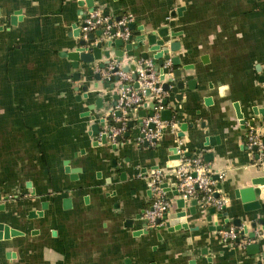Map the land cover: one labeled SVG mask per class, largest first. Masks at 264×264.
Listing matches in <instances>:
<instances>
[{
    "label": "crops",
    "instance_id": "obj_1",
    "mask_svg": "<svg viewBox=\"0 0 264 264\" xmlns=\"http://www.w3.org/2000/svg\"><path fill=\"white\" fill-rule=\"evenodd\" d=\"M96 1L95 10L106 8L107 18L131 14L134 28L129 34L163 27L179 33L167 37V44L180 42V49L170 52L180 57V64L171 69L186 64L195 68L182 70L183 89L172 85L161 95L169 99L165 108L173 110L170 122L178 130L175 135L167 127L155 144L144 145L139 136L132 137L141 133L134 125L128 138L116 142V149L113 137L102 143L98 135L88 134L108 113L110 92L100 83L94 88L97 62L73 68L59 55L75 43L72 26H80L79 11L87 8L77 0H0V221L23 233L0 242V264H264V232L257 221L264 218V205L245 212L234 196L235 189L263 173L244 142L249 127L264 136V116L252 110L264 109V82L259 80L264 76V0ZM178 7L180 15H171ZM13 12L20 14L10 24ZM203 55L208 63L201 61ZM76 71L79 80L73 78ZM191 79L195 89L186 85ZM121 82H115L112 93ZM176 94L182 100L177 101ZM98 97L103 98L104 114L88 109ZM205 97L211 98L209 104ZM235 102L246 120L244 127ZM183 123L186 129L178 136ZM210 137L213 144L205 145ZM177 141L184 153L202 154L204 161V155L212 153L206 162L222 173L219 194L227 199V215L218 224L227 218L226 229H237L231 221L239 218V243L224 242L218 232L209 231L206 209L199 204L197 214L189 215L192 199L181 208L189 229L160 230L161 239L156 230L133 234L142 230L143 219L136 216L154 200V193L149 199L146 191L155 172L167 183L170 202L176 198L171 193L176 179L169 168L177 159L169 157ZM66 165L81 171L71 176ZM66 198L71 204L64 206ZM42 202L47 203L44 210ZM31 211L43 215L29 218ZM126 219H133L132 227L124 225ZM243 226L257 233L253 240L243 234ZM252 242L260 244L253 257L245 249ZM5 252L14 257L7 259Z\"/></svg>",
    "mask_w": 264,
    "mask_h": 264
},
{
    "label": "water",
    "instance_id": "obj_2",
    "mask_svg": "<svg viewBox=\"0 0 264 264\" xmlns=\"http://www.w3.org/2000/svg\"><path fill=\"white\" fill-rule=\"evenodd\" d=\"M77 4L82 8L86 7L87 11L84 13L82 9H80L79 14L82 19L80 26L74 24L72 27L76 30H73L72 35L75 37L76 41L71 47L70 50H64L59 53V55L66 57L71 62V66L73 68H78L79 63L83 62L85 64L96 63V67L99 69L98 72L93 74V78L95 79L96 83H94V88L98 86L100 83L101 87L105 89L107 92H110L109 99L107 100V109L108 113L104 114L103 108V98L98 97L93 104H90L88 109L89 110H99L102 109L100 113L102 115L97 123H94L90 126V131L88 134L98 135L100 141L102 143H106L107 138L112 135L114 129H121L125 128L121 134H117L114 136L115 143L112 144V149H116V142H122L123 138H128L130 136L129 130L135 126L141 127L143 125V119L145 117L152 116L154 114L155 108L158 107V104L151 101V102H143L142 108H137L134 110V105L126 106L124 102H121V93L128 87L137 89L138 88V71L137 66L139 61H150L153 65V70L155 74L158 76V82L155 84V87H160L163 92H169L172 89V85L176 89H183L185 83L182 81V70H190L195 68L194 64H186L182 67H178L175 69H171V66H179L180 64V57L179 56H171L170 52H175L180 49V42L173 41L167 44L168 39L167 37L170 36H177L179 33H169L166 27L159 29L158 31H144L139 32L137 34H128L126 37L122 36H115L117 31L123 32L124 27L119 26L118 28L112 26L109 33L105 34L103 28L100 26L99 29L90 31L85 33L82 31V27L85 26V20L93 13L96 9V6L99 5L98 1L96 0H77ZM182 7H178L175 11L171 13V15L178 14ZM20 14L19 12H13L12 15H9L10 24H15V16ZM101 14L104 17L109 16V12L106 8L101 11ZM121 19V16H115L112 18H107L106 24L113 25V22H117ZM127 29H133L134 24L132 22H128L126 24ZM143 30V29H139ZM96 38H99L96 40ZM112 52V55H111ZM124 57L130 58L124 65H120L121 62L124 60ZM169 60L170 66L164 67L165 62ZM201 61L203 63H208V57L203 55L201 57ZM143 65L141 64L140 67ZM121 70L124 73H131V78L133 80L132 85H128L126 83H120L117 86V92L112 93L115 90V82L119 81V76L114 75V72ZM102 72H107L109 75L113 76V81H110L109 75L103 76ZM171 74L170 77L166 78L165 75ZM74 80L80 79V72L76 71L73 74ZM261 82H264V76H261L259 79ZM194 80H188L186 85L189 89H195ZM78 89V87L76 88ZM87 90L88 87L86 85L82 86V91H84L83 97H87ZM97 90V89H96ZM119 90V91H118ZM102 91V90H101ZM151 95V91L147 89L144 92V97H149ZM175 99L177 101L182 100L181 94H176ZM143 101V97H142ZM211 101L210 97L204 98V103L209 104ZM169 99L168 97H164L160 104L163 108L159 111L160 118L167 122L172 120V112L173 110L169 107L165 108L168 105ZM235 109V114L237 119L239 120L240 124L244 127L246 124V120L243 117V114L240 111L239 105L237 102L233 104ZM253 112L260 113L264 116V109H257V107H253ZM89 115L88 112L85 113ZM96 113L90 116L91 120L96 118ZM133 116H136L137 119H134ZM249 125H253V122L250 121ZM187 124L183 123L180 126L181 132L178 133V136L183 135V131L186 129ZM148 127L153 128L154 124L150 123ZM102 131V132H101ZM143 137V134L140 133L133 134L132 137ZM264 143V140H263ZM148 141H144V145H148ZM205 145L213 144L212 137L205 139ZM171 155L170 159H178L179 156L175 154L176 149L175 147L171 148ZM184 156H190V152L184 153ZM206 161L212 160V153H206L204 155ZM65 171L71 174V176H76L75 174L81 171V168H72L66 165ZM123 174V173H121ZM216 179L217 188L221 189L220 182L216 175L212 176ZM76 178V177H75ZM159 187L164 192L170 191L167 187L166 182H161ZM147 195L149 199L152 198V189L148 186ZM172 195L175 198L174 202L170 204L167 210L163 213L161 218H157L155 220V225H149L148 220L143 218V214L146 210L142 209L141 212L136 216V219H143L142 221V230H136L133 232L134 235L139 234H148L153 230L158 231L156 236L161 239V235L159 233L160 230L166 229L169 232H173L179 229H189L188 223L186 222V211L181 209L185 207L186 201L179 196L177 188L171 191ZM215 196H219L217 192ZM235 198L239 199L242 203V209L245 212L258 210L263 207V203L261 200L264 199V172L262 175L254 177L250 180V185L238 188L234 190ZM64 206L71 204L69 198L63 200ZM196 205L198 202L196 199H192L188 202V214L189 215H196ZM42 210L47 208V203L42 202L41 204ZM3 209V205L0 206V210ZM176 209H181L176 211ZM206 216L205 220L211 225H208L209 231H216L220 232L226 229L227 224L229 223V219L224 218L223 224H218V219L221 217H225L227 212L225 211V206L221 208V210H217L214 207H209L206 209ZM43 211H31L29 213V218H34L37 216H42ZM257 221L262 224L260 232H264V218L261 217L257 219ZM133 219H126L124 225L128 227H132ZM232 224L236 226V231L238 232L240 226V219L235 218L232 221ZM256 221L251 223L252 227L256 226ZM191 229V228H190ZM194 229V228H193ZM197 229V227H195ZM243 234L248 238L253 240L256 236L255 231H248L246 226L242 227ZM21 231L11 228L8 224L0 221V242L2 241H9L12 237L22 235ZM235 242H240V237L237 236ZM245 249L248 255L253 257L255 254L260 252V244L258 242L246 243ZM4 256L9 259L10 257L13 258V253L5 252ZM2 257V255H0ZM255 264H261L260 261H257Z\"/></svg>",
    "mask_w": 264,
    "mask_h": 264
},
{
    "label": "built area",
    "instance_id": "obj_3",
    "mask_svg": "<svg viewBox=\"0 0 264 264\" xmlns=\"http://www.w3.org/2000/svg\"><path fill=\"white\" fill-rule=\"evenodd\" d=\"M131 19L132 15L126 14L113 25H109L106 24L107 18L104 17L101 14V11L97 9L85 20V26L82 27V31L88 33L104 25L103 30L105 34H108L112 26L117 28L119 26H123V32L117 31L115 36L126 37L129 34L126 24L130 22ZM141 64L143 65L142 67H140ZM166 66H170L169 60L165 62L164 67ZM137 71L138 88L134 89L128 87L123 90L121 93V102L123 101L126 106L134 105V110L140 107L142 108L143 102L146 101L144 99L146 98L144 97V92L147 89L151 91V95L147 98H151L153 102L158 104V107L155 108L152 116L145 117L143 119V125L140 127V132L143 134V137H139L138 139L140 142L148 141L151 144H155L161 138L164 129L169 127L171 133L176 135L178 128L175 123H169L160 118L159 111L163 108L160 104L163 99L161 98V95L165 92H163L160 87H155V84L158 82V76L153 70V65L148 60L143 62L139 61ZM131 73L132 72L124 73L119 69L114 72V75L119 76V80L125 81L123 83L132 85L133 80L131 78ZM130 81H132V83H130ZM150 123L154 124L153 128L148 127ZM123 131H125V128L114 129L111 135L113 140L115 135L120 134ZM263 140V135L256 132L252 127L248 128L245 136V146L247 151L252 155L254 165L264 172ZM176 143L175 154L178 155L179 158L176 160V164L171 166L169 169L175 176L179 196L185 201L196 199L198 204L205 209L214 207L217 210H221V208L226 205L227 199L226 197L220 196V194L219 196H215L217 192L219 193V189L217 188L218 181L212 176L216 175L218 180H220L223 177L222 173L213 171L210 164L204 161L202 154H190L188 157L184 156V150L181 147L180 141H177ZM160 180L161 174L155 172L150 186L152 192L154 193V200L150 206L146 208L143 214V218L147 219L148 224L152 226L155 225V220L157 218L162 217L163 213L171 204L170 200L166 197L165 192L159 187V184L161 183ZM218 233L220 239L224 242L234 241L238 236L236 229L231 227Z\"/></svg>",
    "mask_w": 264,
    "mask_h": 264
},
{
    "label": "trees",
    "instance_id": "obj_4",
    "mask_svg": "<svg viewBox=\"0 0 264 264\" xmlns=\"http://www.w3.org/2000/svg\"><path fill=\"white\" fill-rule=\"evenodd\" d=\"M101 27L104 28V25H102Z\"/></svg>",
    "mask_w": 264,
    "mask_h": 264
}]
</instances>
